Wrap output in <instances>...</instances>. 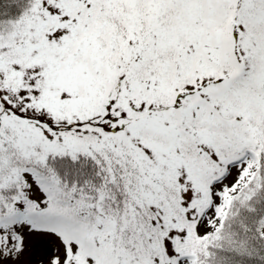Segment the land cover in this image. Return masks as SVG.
I'll return each mask as SVG.
<instances>
[{
	"label": "snow or ice",
	"instance_id": "obj_1",
	"mask_svg": "<svg viewBox=\"0 0 264 264\" xmlns=\"http://www.w3.org/2000/svg\"><path fill=\"white\" fill-rule=\"evenodd\" d=\"M0 264H264V0H0Z\"/></svg>",
	"mask_w": 264,
	"mask_h": 264
}]
</instances>
